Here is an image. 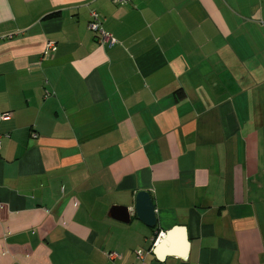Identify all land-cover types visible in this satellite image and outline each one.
Instances as JSON below:
<instances>
[{
	"label": "crops",
	"instance_id": "obj_1",
	"mask_svg": "<svg viewBox=\"0 0 264 264\" xmlns=\"http://www.w3.org/2000/svg\"><path fill=\"white\" fill-rule=\"evenodd\" d=\"M0 136V264H264V0H0Z\"/></svg>",
	"mask_w": 264,
	"mask_h": 264
},
{
	"label": "water",
	"instance_id": "obj_2",
	"mask_svg": "<svg viewBox=\"0 0 264 264\" xmlns=\"http://www.w3.org/2000/svg\"><path fill=\"white\" fill-rule=\"evenodd\" d=\"M115 209H125L128 211L126 206H114L112 211ZM135 211L138 218L143 221L148 226L156 225V206L155 203L148 191H139L136 197ZM184 230L183 227H174L169 230L165 235L161 234L155 243V253L160 257H163L164 252L166 251L167 244L169 240L174 235V232Z\"/></svg>",
	"mask_w": 264,
	"mask_h": 264
},
{
	"label": "built area",
	"instance_id": "obj_3",
	"mask_svg": "<svg viewBox=\"0 0 264 264\" xmlns=\"http://www.w3.org/2000/svg\"><path fill=\"white\" fill-rule=\"evenodd\" d=\"M118 2H123V1H127V0H116ZM129 1V0H128ZM90 27L96 31H100V32H103V29L101 27V22L99 20V17H98V14L97 12L93 11L92 12V21L90 22ZM105 38H108L110 39V42L113 43L115 41V39L111 36H106L104 35ZM46 49L50 50V51H53L56 49V45L54 42L52 41H49L47 44H46ZM7 117V116H5ZM1 144H2V138L0 136V149H1ZM138 253H140V255H142L141 251H139ZM106 255L108 258L110 259H116L118 257H120V253L117 252V251H111V252H106Z\"/></svg>",
	"mask_w": 264,
	"mask_h": 264
},
{
	"label": "trees",
	"instance_id": "obj_4",
	"mask_svg": "<svg viewBox=\"0 0 264 264\" xmlns=\"http://www.w3.org/2000/svg\"><path fill=\"white\" fill-rule=\"evenodd\" d=\"M184 95H185V93H184L183 90H179V91L177 92V97H178V98H181V97H183Z\"/></svg>",
	"mask_w": 264,
	"mask_h": 264
}]
</instances>
